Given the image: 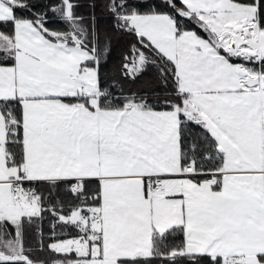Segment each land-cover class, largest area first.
Wrapping results in <instances>:
<instances>
[{"label": "snow or ice", "instance_id": "obj_1", "mask_svg": "<svg viewBox=\"0 0 264 264\" xmlns=\"http://www.w3.org/2000/svg\"><path fill=\"white\" fill-rule=\"evenodd\" d=\"M0 264H264V0H0Z\"/></svg>", "mask_w": 264, "mask_h": 264}]
</instances>
